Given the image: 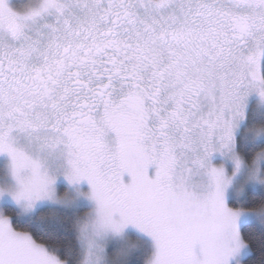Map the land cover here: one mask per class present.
Returning <instances> with one entry per match:
<instances>
[{
	"label": "snow or ice",
	"instance_id": "1",
	"mask_svg": "<svg viewBox=\"0 0 264 264\" xmlns=\"http://www.w3.org/2000/svg\"><path fill=\"white\" fill-rule=\"evenodd\" d=\"M0 264H264V0H0Z\"/></svg>",
	"mask_w": 264,
	"mask_h": 264
}]
</instances>
